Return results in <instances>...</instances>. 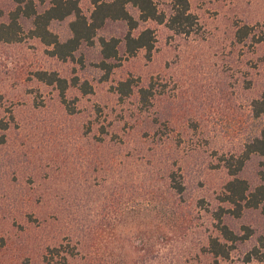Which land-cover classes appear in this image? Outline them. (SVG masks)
I'll list each match as a JSON object with an SVG mask.
<instances>
[{
	"label": "rangeland",
	"instance_id": "obj_1",
	"mask_svg": "<svg viewBox=\"0 0 264 264\" xmlns=\"http://www.w3.org/2000/svg\"><path fill=\"white\" fill-rule=\"evenodd\" d=\"M33 1L43 11L52 0ZM172 1L155 0L166 13ZM16 6L0 0V25ZM80 7L90 17L93 0ZM190 7L198 22L193 35L141 23L135 33L154 31L153 52L127 56L122 41L109 76L99 66L98 39H123L122 22H109L94 46L83 44L67 61L50 56L37 38L0 41V123L8 125L0 130V264L212 261L208 241L220 234L215 213L229 208L226 163L243 155L262 125L251 104L264 94V0H190ZM70 20L51 26L62 40ZM21 22L27 34L31 22ZM244 26L250 34L239 42ZM39 71L88 81L93 93L69 88L71 113ZM127 79L134 94L121 102L115 88ZM150 84L153 106L142 109L138 91ZM263 163L252 155L237 176L251 190L261 184ZM172 170L183 178L184 195L168 183ZM223 221L240 236L249 227L253 236L221 264H246L264 236L262 208L227 213Z\"/></svg>",
	"mask_w": 264,
	"mask_h": 264
},
{
	"label": "trees",
	"instance_id": "obj_2",
	"mask_svg": "<svg viewBox=\"0 0 264 264\" xmlns=\"http://www.w3.org/2000/svg\"><path fill=\"white\" fill-rule=\"evenodd\" d=\"M17 6L10 12L7 23L0 25V41L8 44L22 42L26 38H37L46 47L50 48V56L61 61L73 59L75 53L83 44L95 45L98 32L109 22H122L128 28L123 39L99 37L101 62L99 66L109 74L119 66L121 60L119 46L124 42L125 54L136 56L141 50H146L150 55L156 44V36L152 29H145L135 33L141 23L150 21L165 24L173 33L181 36H191L198 26L196 16L191 12L190 0H173L170 13L161 11L155 0H93L94 10L87 17L81 7L80 0H52L50 5L43 11L37 8L33 0H15ZM131 9L138 12L136 17ZM31 22V29L27 34L22 26V20ZM70 20V36L62 40L51 26L56 22ZM251 28L244 26L238 29L236 38L243 42L250 34ZM39 81L47 85L56 86L61 99L69 112L74 113L75 107L67 102L65 95L69 88H78L84 95L92 94L93 87L88 81L81 82L79 78L69 82L55 72L48 73L39 71L36 73ZM134 80L121 81L115 88V93L121 102L134 94ZM139 101L142 109L152 107L155 96L152 84L139 91ZM252 113L256 119L261 120V129L249 143L246 144L244 153L235 162L228 160L226 168L233 177L224 187L223 202L229 208H221L215 213L218 221L219 236L210 238L207 253L212 257L208 264H221L231 258L235 246L251 238L252 230L248 227L247 234H236L227 224L223 217L229 213L240 217L245 210L260 209L264 213V171L261 173V184L251 190L249 182L238 178L247 160L252 155H258L264 159V94L252 102ZM8 125L0 123V130L7 129ZM4 140V139H3ZM264 165V163H263ZM168 183L177 196L184 195L186 187L181 176H177L174 170L170 171ZM147 179V178H146ZM152 177L150 181H152ZM264 262V236L258 238L257 244L246 254L244 263Z\"/></svg>",
	"mask_w": 264,
	"mask_h": 264
}]
</instances>
